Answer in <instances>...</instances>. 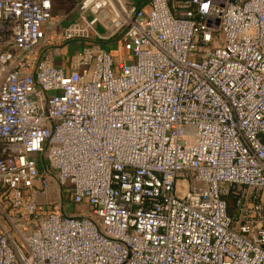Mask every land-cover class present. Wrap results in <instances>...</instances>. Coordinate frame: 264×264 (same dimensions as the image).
<instances>
[{
    "label": "built area",
    "instance_id": "1",
    "mask_svg": "<svg viewBox=\"0 0 264 264\" xmlns=\"http://www.w3.org/2000/svg\"><path fill=\"white\" fill-rule=\"evenodd\" d=\"M51 2L0 0V264H264V0Z\"/></svg>",
    "mask_w": 264,
    "mask_h": 264
},
{
    "label": "crops",
    "instance_id": "2",
    "mask_svg": "<svg viewBox=\"0 0 264 264\" xmlns=\"http://www.w3.org/2000/svg\"><path fill=\"white\" fill-rule=\"evenodd\" d=\"M128 6H134L137 9L146 11L149 7V0H124ZM173 0H169L172 3ZM81 0H52L51 2V16L53 18V29L57 33H61L67 26L72 24L77 20L78 10L77 6ZM78 45L73 42L63 44L60 46V56L55 58V65H68L69 59L73 52L77 50ZM122 52V51H121ZM116 52V54L121 56H116V58H121L123 52Z\"/></svg>",
    "mask_w": 264,
    "mask_h": 264
},
{
    "label": "rangeland",
    "instance_id": "3",
    "mask_svg": "<svg viewBox=\"0 0 264 264\" xmlns=\"http://www.w3.org/2000/svg\"><path fill=\"white\" fill-rule=\"evenodd\" d=\"M115 43H116V45H115ZM105 46H106V50H108V51H110L111 49H116V50H111V54L114 57L121 56V54L120 55L116 54V51L118 49H119L120 52L122 51L120 49V46H119V44L117 43L116 40H112L111 42H107L105 44ZM71 53L73 54V50L71 51ZM63 210H65L67 214H70V215H73V216H75V215H87V213H88V208L86 206H84V205H74L73 206L67 200L63 201Z\"/></svg>",
    "mask_w": 264,
    "mask_h": 264
},
{
    "label": "water",
    "instance_id": "4",
    "mask_svg": "<svg viewBox=\"0 0 264 264\" xmlns=\"http://www.w3.org/2000/svg\"><path fill=\"white\" fill-rule=\"evenodd\" d=\"M208 0H203L202 12L204 13Z\"/></svg>",
    "mask_w": 264,
    "mask_h": 264
},
{
    "label": "trees",
    "instance_id": "5",
    "mask_svg": "<svg viewBox=\"0 0 264 264\" xmlns=\"http://www.w3.org/2000/svg\"><path fill=\"white\" fill-rule=\"evenodd\" d=\"M228 201H229V203H231V202H232V200H231V199H229Z\"/></svg>",
    "mask_w": 264,
    "mask_h": 264
}]
</instances>
